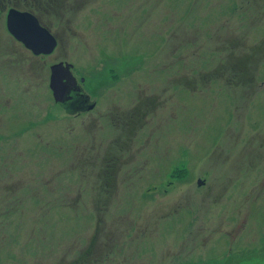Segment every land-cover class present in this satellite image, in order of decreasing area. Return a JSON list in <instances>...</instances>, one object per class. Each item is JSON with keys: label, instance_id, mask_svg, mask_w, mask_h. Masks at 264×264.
<instances>
[{"label": "rangeland", "instance_id": "374dc122", "mask_svg": "<svg viewBox=\"0 0 264 264\" xmlns=\"http://www.w3.org/2000/svg\"><path fill=\"white\" fill-rule=\"evenodd\" d=\"M82 1L47 55L4 48L0 6V264H59L92 240L98 264H264V53L249 98L194 83L221 64L219 41L264 52V0ZM64 56L94 110L56 103L41 66Z\"/></svg>", "mask_w": 264, "mask_h": 264}, {"label": "trees", "instance_id": "16d2710c", "mask_svg": "<svg viewBox=\"0 0 264 264\" xmlns=\"http://www.w3.org/2000/svg\"><path fill=\"white\" fill-rule=\"evenodd\" d=\"M13 4H18L20 8L29 10L36 14L41 23L46 26L52 23L63 26L64 29H68L69 22L72 18L79 14H71L70 11L74 10L75 13H80L84 6L87 4L82 0H11ZM88 2L90 0H87ZM5 4V0H0V6ZM3 9L0 7V12ZM251 22H254L252 17ZM47 27V26H46ZM3 38L7 41L4 46L5 49H12L17 47V39L10 33H3ZM264 38V37H263ZM220 44H225L228 47H221L217 49L215 53L219 55H225L222 58L221 64L216 66L213 71L207 73V80L205 85L209 86L211 80H219L222 86L240 90L251 95L256 91L255 75L258 70L259 64L262 61L251 63L250 61L256 55H262L264 52H255L252 48H241L234 46L238 44L237 36L234 35L224 41H219ZM12 45V46H11ZM264 51V49H263ZM240 60V61H239ZM224 65V66H222ZM196 89V87H195ZM253 95V94H252ZM251 95V96H252ZM250 96V97H251ZM249 98V97H248Z\"/></svg>", "mask_w": 264, "mask_h": 264}, {"label": "flooded vegetation", "instance_id": "af4514ba", "mask_svg": "<svg viewBox=\"0 0 264 264\" xmlns=\"http://www.w3.org/2000/svg\"><path fill=\"white\" fill-rule=\"evenodd\" d=\"M3 6H4V8H3L4 10L6 8L8 9L7 10L8 13H9V10L12 8L22 10V11H29V10H24V9L20 8L18 4L14 5L11 0H5V4ZM29 12H31V11H29ZM8 13H6V14L8 15ZM31 13L36 16V14H34L33 12H31ZM7 15H6V17H7ZM37 19L40 22V24L42 26H44L38 17H37ZM53 24L56 26V31H54L52 29ZM6 25H7V18H6ZM46 26H44V27L51 33V36L54 38V43H55L54 50L51 53L58 52L59 54H63L64 53V45H63L64 39L58 36L57 31L64 29V27L57 25V23H55V22L50 24V25H46ZM124 26H125V22H123V25L121 27L125 28ZM151 27H153V23H151L150 25H147L145 23L144 25L141 26L142 29H149ZM7 29H8V27H7ZM109 29H118L120 31V28H116V27H114V28L109 27ZM8 31L11 35H13L16 38V36L14 34H12L9 29H8ZM172 38H173V35H172ZM17 40H19V39H17ZM24 46L27 49H30L28 46H26V44H24ZM30 50L35 55H47L46 53H36L32 49H30ZM51 53H49V54H51ZM66 58H67V56H64V57L59 58L53 62L50 61L45 66H41V69L42 68L43 69L48 68L49 73L52 74V66L55 64L63 63V64L73 65L74 67L72 68V70H73L74 75L77 78V83H76L77 90L71 92V95L74 97L69 101L67 100L65 103V105H71V106H70V108H66L64 105V110L68 113H71V114H78L81 112H83V113L84 112L85 113L90 112L96 108L97 102L88 92L85 91V89H84L85 85L84 84H88V83L86 82L85 77H83L82 72L79 73L75 64L73 62L68 61ZM155 59H156V57H155ZM93 65H96V64H93ZM75 69L78 72L79 76L75 73ZM50 78H51V75H50ZM205 80H207V74H203L198 79H196V81L194 82L195 87H196V91H198L199 95H203L205 93L206 86H207V85H205ZM219 80H218V83H219ZM170 81H171L172 85H174V82H175L174 77H172V80L169 79V83H170ZM190 84L191 83H188V82H178L177 83V85H180L186 89H187V87H189ZM221 88H222V86H221ZM230 89H233V88H230ZM255 92H253L252 94H255ZM228 94H230V93H228ZM158 95H161V93H158ZM251 95H249L248 97H250ZM152 99H153V97H152ZM91 105H92V107H91ZM160 106H161V100L158 98H154L152 103H151V108L155 109V108H158ZM172 107H173V101L168 106V113L172 112ZM138 108H139V104L137 103L129 110L132 112H137ZM110 118H111V115H110ZM119 119H120L119 120L120 123L123 125L124 132L136 133L137 129H139L143 125L142 119L140 121H138L137 118H134L132 120V114L129 113V111L128 112L124 111L120 115ZM170 119L171 120L173 119V115H170ZM128 149H129L128 146L125 147V150L123 151V153L126 152ZM108 151L110 152V147H108ZM123 153L121 155L117 154L115 156H112V165L113 166L120 168V165L123 162V160H122ZM109 158H110V156H109ZM109 158H108V160H109ZM7 162H9V161H7ZM4 168H7L8 170H10L9 165L5 166ZM102 175H106L107 177H113L115 174H111V173L98 174V176H102ZM199 180L201 181V183H199ZM204 184H206V180L202 177H199L197 179V185L201 186ZM96 244H97V242L92 240L88 244L86 249L82 250V251H80L78 249V247L75 246L76 252L74 253V255L71 258H69L67 261H64V259H62L59 262V264H98V257H96V255H95Z\"/></svg>", "mask_w": 264, "mask_h": 264}, {"label": "water", "instance_id": "95a60500", "mask_svg": "<svg viewBox=\"0 0 264 264\" xmlns=\"http://www.w3.org/2000/svg\"><path fill=\"white\" fill-rule=\"evenodd\" d=\"M7 27L17 39L36 53L49 54L54 50L55 43L51 33L29 11L10 9L7 15ZM73 67L71 64L63 63L52 66L50 87L54 92L56 103L63 107L67 100L74 97L71 92L77 90V78L73 73ZM70 106L65 105L66 108ZM199 183H201L200 180Z\"/></svg>", "mask_w": 264, "mask_h": 264}]
</instances>
